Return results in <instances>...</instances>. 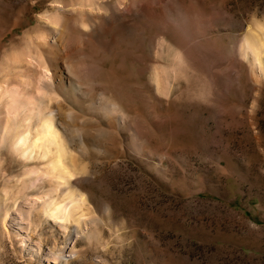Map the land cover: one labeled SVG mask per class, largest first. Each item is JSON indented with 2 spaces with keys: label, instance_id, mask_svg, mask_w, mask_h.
Masks as SVG:
<instances>
[{
  "label": "rangeland",
  "instance_id": "374dc122",
  "mask_svg": "<svg viewBox=\"0 0 264 264\" xmlns=\"http://www.w3.org/2000/svg\"><path fill=\"white\" fill-rule=\"evenodd\" d=\"M0 264H264V0H0Z\"/></svg>",
  "mask_w": 264,
  "mask_h": 264
},
{
  "label": "bare ground",
  "instance_id": "6f19581e",
  "mask_svg": "<svg viewBox=\"0 0 264 264\" xmlns=\"http://www.w3.org/2000/svg\"><path fill=\"white\" fill-rule=\"evenodd\" d=\"M252 46H253V44L251 42H249V47H252ZM16 58H17V61L19 60L18 62L22 61V59H20V57H16ZM16 58H15V60H16ZM54 61H57V60H52L53 63H54ZM9 62L10 61H8L7 64L5 65V67H4L8 71V73H10L11 71H13L15 69V67L11 63L9 64ZM67 66H68V68L70 69L71 72H78V70L75 71V69H74L75 65H73V63L72 64L70 63ZM73 66H74V68H73ZM74 74H76V73H74ZM9 75H6V76H9ZM14 91L15 90H13V92ZM38 119H39V121H37L38 127L36 129V131H37L36 132L37 133L36 137L32 140V142H31V144L29 146H25V148L22 150L23 151L22 153L24 155L28 154V153H31L33 151V148H35V147H41V148L44 147L45 148V151H43V149H42V151H43L41 153L42 156H46L50 151H51V153L53 152L52 153L53 154V160H52L51 164L54 166V168L56 170L59 169V172L61 174L60 176L66 179L68 176H70V174H69V172L67 170L65 171V168L64 169L62 168L63 157L65 156L66 152H65V148L63 146V143L58 139L59 136L57 137V134H58L57 133V128L55 127L52 119L46 117L43 114V112L38 114ZM23 121H25V120H23ZM21 127H22V124L19 123L17 128H16L17 131L15 132L16 133V136H15V147L18 148V149H22V146L24 145L25 139H26L25 138L26 137V133L24 134V132H22ZM26 145H28V144H26ZM50 146H52V149H49V148H51ZM47 150H49V151H47ZM72 197H73V195L70 194V199L71 200H72ZM72 202H73V200H72ZM54 211L55 212L50 213V215L60 217V215H58V214L61 212V208L55 207ZM72 211H74V208H72L70 210V213Z\"/></svg>",
  "mask_w": 264,
  "mask_h": 264
}]
</instances>
